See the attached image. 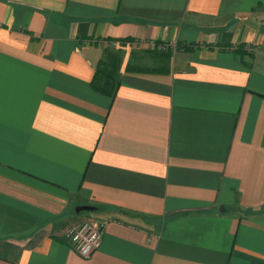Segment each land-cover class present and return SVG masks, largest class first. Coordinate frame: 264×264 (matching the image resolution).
Listing matches in <instances>:
<instances>
[{"label": "crops", "instance_id": "0c3cea01", "mask_svg": "<svg viewBox=\"0 0 264 264\" xmlns=\"http://www.w3.org/2000/svg\"><path fill=\"white\" fill-rule=\"evenodd\" d=\"M0 264H264V0H0Z\"/></svg>", "mask_w": 264, "mask_h": 264}, {"label": "trees", "instance_id": "16d2710c", "mask_svg": "<svg viewBox=\"0 0 264 264\" xmlns=\"http://www.w3.org/2000/svg\"><path fill=\"white\" fill-rule=\"evenodd\" d=\"M134 40L125 39L117 41L119 46L125 47L127 44L130 45ZM159 47H164L163 43H155L153 48H151V55H153L159 63V68L161 65L170 61L172 56V50L167 49L163 51ZM122 65V59L116 51L105 50L104 57L101 59L95 68V73L90 83V87L96 93L103 95L109 99H113L116 91L119 87V70ZM137 67L133 65H127L126 70L132 71Z\"/></svg>", "mask_w": 264, "mask_h": 264}, {"label": "built area", "instance_id": "2783aa9c", "mask_svg": "<svg viewBox=\"0 0 264 264\" xmlns=\"http://www.w3.org/2000/svg\"><path fill=\"white\" fill-rule=\"evenodd\" d=\"M110 45L111 47L119 46L116 42H111ZM159 48L166 51L172 48V44ZM103 226V224H99L91 219H85L80 222L68 224L61 232V236L73 246L81 257H89L98 249L101 243Z\"/></svg>", "mask_w": 264, "mask_h": 264}, {"label": "rangeland", "instance_id": "374dc122", "mask_svg": "<svg viewBox=\"0 0 264 264\" xmlns=\"http://www.w3.org/2000/svg\"><path fill=\"white\" fill-rule=\"evenodd\" d=\"M113 42V40H109V42L107 43L108 46L106 47L107 50H111V51H116L121 59H122V63L125 62L127 59H128V63L130 61L133 62V63H140V61H143V63H153L154 61V56L153 55H149L151 54V48L148 47V46H133V45H129V46H125L123 47L121 50L119 49H115L116 47H111L110 43ZM172 44V50L174 51L176 46L174 43H170ZM133 47V48H132ZM145 52H147L148 54H146ZM130 55H135V58H134V61L132 59V57ZM80 216H84V217H87V216H93V214L91 212H83L80 214Z\"/></svg>", "mask_w": 264, "mask_h": 264}, {"label": "water", "instance_id": "95a60500", "mask_svg": "<svg viewBox=\"0 0 264 264\" xmlns=\"http://www.w3.org/2000/svg\"><path fill=\"white\" fill-rule=\"evenodd\" d=\"M93 210H94V208L90 207V206H79V207L75 208V213L78 215V214H81L83 212H91Z\"/></svg>", "mask_w": 264, "mask_h": 264}]
</instances>
